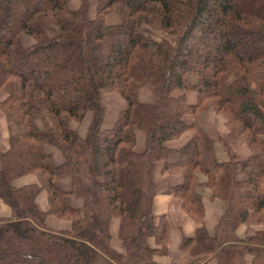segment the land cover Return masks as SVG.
Masks as SVG:
<instances>
[{
	"label": "trees",
	"instance_id": "1",
	"mask_svg": "<svg viewBox=\"0 0 264 264\" xmlns=\"http://www.w3.org/2000/svg\"><path fill=\"white\" fill-rule=\"evenodd\" d=\"M69 3L0 0V93L7 95L0 108L9 128V148L0 153V198L12 209L0 217V264H162L155 256L169 253L170 225L153 213L159 161L163 172L182 173L168 191L198 223L181 242L188 264L211 258L245 264L248 255L252 264H264V228L237 235L241 224L264 225V0H97L94 18L88 0L76 9ZM113 12L119 22L108 23ZM51 23L54 36L46 30ZM143 24L175 42L142 34ZM23 36L33 44L24 45ZM143 89L156 101H141ZM188 90L196 91V103L188 101ZM102 92L127 103L107 128ZM209 105L225 118L231 153L246 145V159L231 154L219 161L199 123L184 120ZM88 112L93 119L82 137L71 122ZM189 130L186 143L169 144ZM137 131L146 135L141 152ZM47 146L58 148L64 161L57 164ZM26 174L38 182L15 187ZM63 177L71 179L70 191L57 186ZM201 185L226 203L212 232L204 223ZM42 190L48 210L36 202ZM71 195L83 200L81 208ZM49 214L69 219L71 228L49 227ZM114 218L124 251L112 245Z\"/></svg>",
	"mask_w": 264,
	"mask_h": 264
},
{
	"label": "crops",
	"instance_id": "2",
	"mask_svg": "<svg viewBox=\"0 0 264 264\" xmlns=\"http://www.w3.org/2000/svg\"><path fill=\"white\" fill-rule=\"evenodd\" d=\"M193 91V90H191ZM188 93L187 99L191 103L197 102V93ZM107 96L113 98V102H108ZM139 99L143 102L153 103L156 101V97L148 90H140L138 93ZM101 99L106 107V114L103 121V127L107 128L114 124L119 113L126 107L127 103L125 99L118 93H101ZM3 114V113H2ZM0 114V153L5 152L9 148V130L5 115ZM90 118V117H89ZM92 118V117H91ZM184 120L187 123H193L197 121L202 129L211 138L214 146L216 156L219 161L227 162L231 158V154H234L239 160H244L248 157L250 150L246 145H243L237 149L232 150V153L228 149V132L229 129L225 125L222 118L215 114L212 107L201 110L196 114L187 113L184 115ZM192 136V131L189 130L181 135L179 138L172 140L169 144L173 147H179L186 143ZM264 143V136L262 137ZM146 135L143 131H137L136 133V145L135 149L141 152L145 148ZM47 151L52 153L54 161L60 164L64 161L62 152L54 147L47 146ZM199 180L204 182L206 176L200 175ZM154 181L157 187V192L153 199V213L157 216L165 215L170 225V244L169 253L167 255H157L155 260L162 264H187L191 260L188 254L182 252L181 242L183 236H192L195 233L198 223L195 222L190 215L184 210L182 206V199L169 193L168 189L170 185L177 184L183 181V175L180 172L167 173L163 172V162L159 161L154 167ZM38 182L37 177L34 174H26L15 179L14 186L22 187L32 183ZM59 189L63 191L71 190V179L69 177H63L56 181ZM264 191V184L262 186ZM198 191L201 194L203 204L205 207L204 223L209 231H214L220 219L226 211V203L220 198H213L211 189L201 185L198 187ZM71 203L77 208L83 206V200L77 198L74 195L70 196ZM36 202L40 209L48 210L49 201L48 193L46 190L41 191ZM12 215L11 207L0 198V217H10ZM46 223L51 228L57 229H69L71 228V222L61 220L55 217L53 214H49L46 219ZM264 228V225H253L249 228L246 224H241L237 228V235L240 238L246 237L252 230ZM110 231L112 236V245L118 251H124V245L119 239V219L114 218L110 225ZM149 243L152 247H156V241L154 238L149 239ZM253 258L251 255L246 256L245 264H252ZM206 264H217L215 258H211Z\"/></svg>",
	"mask_w": 264,
	"mask_h": 264
},
{
	"label": "rangeland",
	"instance_id": "3",
	"mask_svg": "<svg viewBox=\"0 0 264 264\" xmlns=\"http://www.w3.org/2000/svg\"><path fill=\"white\" fill-rule=\"evenodd\" d=\"M88 2H89V7H88V16L90 17V18H94L95 16H96V7H97V0H88ZM80 3H81V0H70V3H69V6L71 7V8H73V9H76V8H78L79 6H80ZM107 22L108 23H117V22H119V16H118V14L116 13V12H113V13H111L108 17H107ZM46 30H47V32H48V34L50 35V36H54V35H56L57 34V26L55 25V24H48L47 25V27H46ZM140 32L142 33V34H144V35H146V36H148V37H150V38H153V39H155V40H161L162 38H167V39H169V40H171L172 42H175V40H176V38L174 37V36H170V35H168V34H165V33H163V32H161V31H157V30H155V29H153V28H151L150 26H148V25H145V24H143V25H141L140 26ZM22 42H23V44L24 45H26V46H29V45H31V44H33V42H34V39L31 37V36H23V38H22ZM106 93H114V92H106ZM176 93H180V91H176ZM188 93H189V95L190 94H195V92H193V91H191V90H188V91H185V94L186 95H188ZM7 95H6V93L5 92H1L0 93V100H3V99H5V97H6ZM107 98V100H108V102H113L114 100H113V98H111L110 96H107L106 97ZM189 101V100H188ZM102 103H103V101H102ZM191 103V102H190ZM104 104V103H103ZM105 105V104H104ZM210 107H212L213 108V106L212 105H209V106H207L206 108H204V109H202V110H205V109H208V108H210ZM213 110H214V108H213ZM199 112V111H198ZM197 112V113H198ZM214 112H215V114L216 115H218L220 118H222L223 120H224V122H225V118L222 116V115H220V114H217L216 113V111L214 110ZM4 114L5 115V119H6V114H5V112L0 108V114ZM2 114V115H3ZM106 114V113H105ZM90 117V118H89ZM92 117V118H91ZM105 118V117H104ZM92 119H93V113L92 112H88L86 115H85V117L83 118V120L82 121H72L71 122V127L74 129V130H77V132L83 137V136H85L86 135V133H87V131H88V128H89V126H90V124H91V122H92ZM6 121H7V119H6ZM104 121V120H103ZM7 125H8V122H7ZM38 125H39V127L40 128H42V123L41 122H38ZM226 125V124H225ZM228 128V127H227ZM8 130H9V128H8ZM241 147V146H240ZM239 148V147H238ZM229 149V148H228ZM234 149H237V148H232V150H234ZM229 152L231 153V151L229 150ZM36 176V175H35ZM37 177V176H36ZM38 179V178H37ZM43 191V190H42ZM54 215V214H53ZM55 217H57L58 219H61V220H66V221H70L69 219H67V218H61V217H58L57 215H54ZM71 222V221H70ZM119 225H120V223H119ZM249 228H251V227H249ZM54 229H57V228H54ZM70 229V228H69ZM59 230V229H58ZM62 230H64V229H62ZM119 239H120V237H119ZM121 240V239H120ZM122 242V241H121ZM183 252V251H182ZM184 253V252H183ZM186 254V253H185ZM191 261V260H190ZM189 261V262H190ZM188 264V263H187Z\"/></svg>",
	"mask_w": 264,
	"mask_h": 264
}]
</instances>
